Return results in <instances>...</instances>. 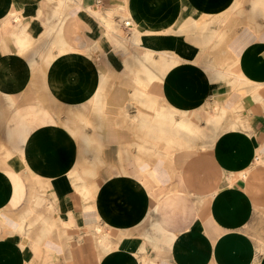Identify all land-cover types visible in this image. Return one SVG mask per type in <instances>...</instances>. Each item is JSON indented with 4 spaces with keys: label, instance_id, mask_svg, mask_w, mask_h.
Masks as SVG:
<instances>
[{
    "label": "crops",
    "instance_id": "0c3cea01",
    "mask_svg": "<svg viewBox=\"0 0 264 264\" xmlns=\"http://www.w3.org/2000/svg\"><path fill=\"white\" fill-rule=\"evenodd\" d=\"M0 264H264V0H0Z\"/></svg>",
    "mask_w": 264,
    "mask_h": 264
},
{
    "label": "rangeland",
    "instance_id": "374dc122",
    "mask_svg": "<svg viewBox=\"0 0 264 264\" xmlns=\"http://www.w3.org/2000/svg\"><path fill=\"white\" fill-rule=\"evenodd\" d=\"M119 33H122V31H120ZM98 106H100V102H97L95 101L93 103V105H91V109H96L98 108ZM208 112L203 110L200 112V113H197L195 116H196V120H197V125H196V128H195V133H196V144H197V149L199 148H208V146L210 145V140L213 138L214 136V131H212V133L210 134L206 128L202 127L201 124H203V122L207 119H206V116H207ZM103 232L102 229L98 230V233L99 235H101Z\"/></svg>",
    "mask_w": 264,
    "mask_h": 264
},
{
    "label": "built area",
    "instance_id": "2783aa9c",
    "mask_svg": "<svg viewBox=\"0 0 264 264\" xmlns=\"http://www.w3.org/2000/svg\"><path fill=\"white\" fill-rule=\"evenodd\" d=\"M124 26L127 27V28L130 27L131 26L130 20L124 21Z\"/></svg>",
    "mask_w": 264,
    "mask_h": 264
}]
</instances>
